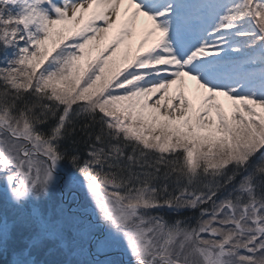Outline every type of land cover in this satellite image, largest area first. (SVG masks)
Listing matches in <instances>:
<instances>
[{
  "label": "snow or ice",
  "instance_id": "6c2138e0",
  "mask_svg": "<svg viewBox=\"0 0 264 264\" xmlns=\"http://www.w3.org/2000/svg\"><path fill=\"white\" fill-rule=\"evenodd\" d=\"M0 264H264V0H0Z\"/></svg>",
  "mask_w": 264,
  "mask_h": 264
},
{
  "label": "trees",
  "instance_id": "16d2710c",
  "mask_svg": "<svg viewBox=\"0 0 264 264\" xmlns=\"http://www.w3.org/2000/svg\"><path fill=\"white\" fill-rule=\"evenodd\" d=\"M162 214H164V213H162ZM170 215V214H169ZM185 215H189V216H191V215H193L192 213H185Z\"/></svg>",
  "mask_w": 264,
  "mask_h": 264
}]
</instances>
